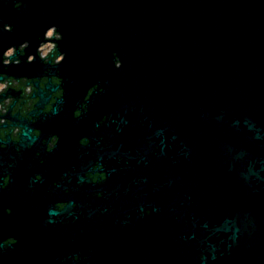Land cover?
<instances>
[{"label":"water","instance_id":"1","mask_svg":"<svg viewBox=\"0 0 264 264\" xmlns=\"http://www.w3.org/2000/svg\"><path fill=\"white\" fill-rule=\"evenodd\" d=\"M52 27L62 112L98 85L91 117L157 123L137 139L138 217L92 220L91 244L126 264H264V0H0V63Z\"/></svg>","mask_w":264,"mask_h":264},{"label":"flooded vegetation","instance_id":"2","mask_svg":"<svg viewBox=\"0 0 264 264\" xmlns=\"http://www.w3.org/2000/svg\"><path fill=\"white\" fill-rule=\"evenodd\" d=\"M59 39L52 27L37 47L24 38L2 53L0 264H102L107 255L126 264L120 247L91 244L92 220L120 221L122 229L138 217L137 139L157 123L139 126L107 112L91 117L98 85L70 102L71 116L62 112ZM22 58L29 68L9 74Z\"/></svg>","mask_w":264,"mask_h":264}]
</instances>
